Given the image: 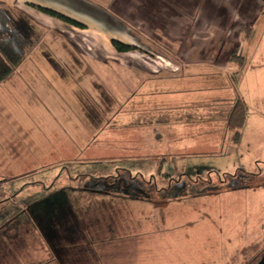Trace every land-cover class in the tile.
I'll use <instances>...</instances> for the list:
<instances>
[{"label": "rangeland", "instance_id": "1", "mask_svg": "<svg viewBox=\"0 0 264 264\" xmlns=\"http://www.w3.org/2000/svg\"><path fill=\"white\" fill-rule=\"evenodd\" d=\"M205 1L128 0L123 3L129 8L118 5L115 14L128 24L136 19L138 30L155 27L177 38L190 27L195 31L200 5L214 7L212 0ZM251 5L242 10L255 32L244 56L251 60L255 51L261 52L264 63V0ZM228 10L220 7L218 20L231 27ZM208 22L199 19L201 35L191 36L195 42L205 29L219 31ZM143 39L145 48L147 37ZM156 41L150 40L162 49ZM85 78L83 87L88 89ZM110 80L104 82L108 92L113 89ZM257 91L252 88L248 95ZM64 93L63 103L74 114L60 115L59 120L43 112L38 120L32 116L37 125L26 128L24 158L0 157V264H98V251L113 245L118 251L130 247L129 255L134 259L137 253L139 264H238L261 245L264 81L262 104L249 109L252 123L240 130V143L207 148L174 146L188 132L178 131V126H85L88 116L76 96L70 89ZM257 117L262 126L253 122ZM180 157L186 160L180 162ZM169 159L174 172L167 175L163 164ZM118 221L122 228H114ZM138 241L151 246L136 250Z\"/></svg>", "mask_w": 264, "mask_h": 264}, {"label": "crops", "instance_id": "2", "mask_svg": "<svg viewBox=\"0 0 264 264\" xmlns=\"http://www.w3.org/2000/svg\"><path fill=\"white\" fill-rule=\"evenodd\" d=\"M126 1L0 0V11L8 16L13 30L8 32L14 36L11 47L20 54L22 51L11 63L0 50V157L24 158L21 148L26 145L23 139L27 135L26 128L37 125L32 116L38 120L43 112L59 120L60 115L74 114L73 108L63 103L67 99L64 89L72 91L82 114L88 116L85 126H163L165 129L178 126V131H191L195 137L185 132L173 145L188 149L207 148L226 141L234 145L240 143L242 132L239 141L234 143L228 129L234 105L242 101L246 106L243 130L252 123L249 109L262 104V53L255 51L254 58H245L246 45L255 32L248 25L251 32L246 38L239 28L247 26L245 22L249 17L243 8L248 4L251 9L255 0H212L214 7L200 5L194 15L195 31L190 27L180 31L181 37L177 38L155 27L143 26L138 30L136 19L128 21L130 24L119 19L116 8L118 5L129 8L123 3ZM130 2L140 3L139 0ZM38 7L58 12L82 26L48 15ZM220 7L228 10V18L233 20L231 27L218 20L222 14ZM199 19L218 26L219 31L205 29L204 36L195 42L191 36L201 35ZM151 30L152 36H149L147 31ZM144 36L147 37L145 48ZM153 38L162 49L150 42ZM113 39L136 49L117 51L112 45ZM260 39L256 43L258 48L262 43ZM176 44L178 46H174ZM236 48L244 58L241 65L228 59ZM160 49L162 52H155ZM83 73H88L86 78L91 86L88 89L83 87L85 77L80 76ZM108 77L113 84L109 92L104 83ZM252 88L258 91L248 95ZM108 109L115 113L108 115ZM253 122L262 126L259 117ZM168 140L166 146L170 148L172 143ZM181 160L186 157H180ZM171 162L170 159L163 162V173L174 172ZM122 227L119 221L114 224V228ZM130 234L135 233L131 230ZM136 243V250L151 246L147 242ZM115 248L113 245L99 250L98 264H121L119 260L123 259L130 260L127 264H139L137 253L134 259L129 255L130 247L119 251ZM141 259L145 260L144 254ZM227 264H235V261Z\"/></svg>", "mask_w": 264, "mask_h": 264}, {"label": "trees", "instance_id": "3", "mask_svg": "<svg viewBox=\"0 0 264 264\" xmlns=\"http://www.w3.org/2000/svg\"><path fill=\"white\" fill-rule=\"evenodd\" d=\"M38 9H40L42 12L48 15L57 17L75 26H82V24L53 10L44 7H38ZM239 28H240V32H242L245 35V37L248 38L251 32V28L245 25H240ZM8 32H13V30L10 29L9 18L7 15H5V13L0 11V50L2 51L4 56H6L9 60L12 61L11 63H14L15 62L14 57L18 58L19 56H21L22 51L20 54V52L18 53L14 48L11 47V40H12L11 37L14 38V36L9 35ZM111 42L113 47L120 52H126L136 49L135 46L124 44L114 39L111 40ZM228 59L230 62L235 61L238 62V64L240 65L244 60L243 56L237 51V48L229 54ZM245 117H246V106L242 101H237L228 118V129L232 132V141L234 143H237L240 139V130L244 124Z\"/></svg>", "mask_w": 264, "mask_h": 264}, {"label": "flooded vegetation", "instance_id": "4", "mask_svg": "<svg viewBox=\"0 0 264 264\" xmlns=\"http://www.w3.org/2000/svg\"><path fill=\"white\" fill-rule=\"evenodd\" d=\"M260 244V246L247 252V254L244 253L246 255L238 264H264V236Z\"/></svg>", "mask_w": 264, "mask_h": 264}]
</instances>
